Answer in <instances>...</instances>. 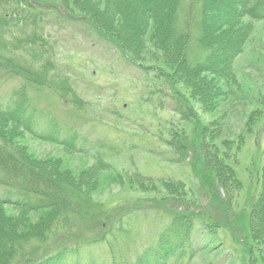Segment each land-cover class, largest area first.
I'll return each instance as SVG.
<instances>
[{
  "label": "rangeland",
  "instance_id": "obj_1",
  "mask_svg": "<svg viewBox=\"0 0 264 264\" xmlns=\"http://www.w3.org/2000/svg\"><path fill=\"white\" fill-rule=\"evenodd\" d=\"M227 1L209 0L207 17L214 21L228 18L231 11L222 6ZM9 2L12 10L6 9L4 16L11 15V20L26 26L21 33L27 40L33 34L41 38L28 41L33 52L39 58L43 47L56 61L55 70L70 79L75 91L61 93L49 83L47 90L29 87V99L34 106L54 111L61 134L69 127L101 142L95 151L81 153L73 144H62L51 136L46 140L32 136L13 121L0 127L7 144L34 165L56 169L89 199L67 196L66 211L57 206L25 214L3 206L7 220L24 227L19 239L28 241L27 250L33 252L29 256L52 257L60 249L57 253H62L59 260L64 264H128L129 257L156 243L165 226L181 222L180 226L201 232L199 245H194L198 256L193 264H264V242L253 232V248L247 251L229 230L207 220L206 213L213 202L220 201L235 223L258 191L255 166L264 146V22L245 17L228 22L221 34L215 28L212 37L219 38V44L239 42L237 51L241 53L231 64L230 78L209 76V81L225 91L232 88L230 100L214 99L210 105L200 101L195 84L176 64L181 62L163 52L165 44L157 43L153 23L143 45L125 44L115 35L113 44L85 17L69 22L49 3L45 6L49 11L37 14L32 29L34 11L29 4ZM65 2L74 16L85 13L71 0ZM205 38L198 43L201 48L196 43L188 45L199 65L204 60L201 50L206 54L217 47ZM169 44L174 49L183 46L173 35ZM216 53L220 60L229 50L217 47ZM29 63L36 65L32 60ZM3 75L0 70V105L5 106L23 80ZM27 112L24 109L15 117ZM201 128L205 143L215 154H210L215 156L210 187L190 168L193 153L187 149L193 148ZM206 156L205 152L203 158L208 161ZM51 193L58 194L57 189ZM163 208L176 211L181 216L177 220L182 221L174 223V217ZM259 222L264 225V212Z\"/></svg>",
  "mask_w": 264,
  "mask_h": 264
},
{
  "label": "trees",
  "instance_id": "obj_2",
  "mask_svg": "<svg viewBox=\"0 0 264 264\" xmlns=\"http://www.w3.org/2000/svg\"><path fill=\"white\" fill-rule=\"evenodd\" d=\"M9 1L11 0H0V70L4 73L3 76L12 75L13 78L23 80V83L12 92L5 106L0 105V127L6 128L5 126L13 121V124L19 125L20 129L41 140H46L51 136L62 144L63 142L73 144L78 152L95 151L101 145L100 140H92L85 134L69 127L64 131V134L67 135L61 134V123L56 118L54 111L51 110V113H49L45 111L46 107L34 106L31 99H29L27 90L29 87L47 90L49 83L55 84L57 90L61 93L71 90L75 94V91L71 88L70 79L55 70L56 61L48 55L43 47V54L38 55L39 58L36 56L35 51L33 52L34 46L29 44L28 41H36L41 38L33 34L30 40H27L25 35L21 33L25 31L26 26L22 27L16 20H11V15L4 16L6 9L7 12L12 10V4ZM18 1L29 4L27 5L28 8L34 11L32 15L35 19H33L34 22L38 17L37 14L40 12L45 13L50 9L45 7L46 3L49 2L45 3L39 0ZM156 1L158 2H155V0H71L73 4H77L76 6L85 12L79 14L80 16L73 15L65 0H57L54 3H49V5H54L57 12H60L61 16L69 22H79V19L84 20L83 17H85L89 23L96 26L97 33L113 44L116 43V38L113 36L115 35L119 38L122 37L120 40L121 42L125 40L123 42L125 44L143 45L149 24L153 23L157 43L165 44L163 52L171 58L175 57L176 62L178 60L181 62L182 65L176 64L195 84L194 88L200 101L211 103L210 105L213 104L214 99L225 102L226 99L232 96L230 93L232 88L228 87V90L225 91V88H220L217 84L214 85L213 80L209 81V76L222 79L230 78L232 74L231 64L234 63L241 51H237L239 42L223 43L221 41L222 43L219 44L220 41L217 42L219 40L218 36L217 39L212 37L214 30L216 28L215 33L221 34L228 22L245 17L252 21L264 22V0H228L223 2L224 9L227 8L231 13L228 18L219 19L218 21L209 19L206 15L205 10L208 9L209 0H169L167 3ZM164 6L166 8L162 10ZM36 25L35 22L32 29H35ZM116 25L119 29L121 28L119 32ZM173 28L174 31H172ZM19 32L20 34L17 35L16 33ZM172 35L178 38L179 45H183L181 48L179 46L174 49V46L169 44ZM205 37H207V43L213 41L214 47L226 48V50H229V54L220 57L221 59L218 60L217 47L215 50L210 49L206 54L201 50L204 60L202 64H197L190 51H188V45L201 44L205 42ZM198 46L200 45L198 44ZM31 60L36 64L35 66L29 63ZM203 74L206 76L202 77ZM24 109L28 111L27 114L16 118V114L22 115ZM202 129L197 131L199 133L198 136L196 135L193 148L187 149L193 153L190 168L205 182L206 186L210 187L213 186L211 169H214L212 168V160L215 158V156L211 157L210 154H215L208 148V142L205 143L206 138L203 136ZM4 134L0 131V264H29L31 262L32 264H49L51 260L52 264H60L63 262L59 260L62 253H57L60 249L52 257L51 254H47L40 259L29 256L33 252L27 250L28 241H24L22 238L19 239L20 232L24 230H22L24 227L7 220L3 206H13L25 214L43 209H55L57 206L62 207L60 210L64 211L66 202L70 200L69 196L74 199L83 197L86 201L88 198L81 195V192L72 186L73 183L68 182L63 177L61 178L62 175L56 169L34 165L22 155L19 149L17 150L6 143ZM205 152L209 156H206L208 161L203 158ZM261 152L260 162L257 161L255 166V190L258 191H256V195H253L247 201L245 205L247 209H244L243 216H240V219L233 223L229 210L222 208L220 201L213 202L208 209L209 212H206L207 220L212 221L214 226L229 230L237 244L247 251H252L253 248L250 240L252 232L258 240L264 242V225L259 222L260 216L264 212V146ZM55 189H57L58 194L54 195L51 192ZM163 210L165 214L174 217V223L178 217H181L174 210L170 211V209L165 208ZM196 213L197 211H195ZM200 213L196 215L200 216ZM180 223L165 226L156 243L150 245L147 250L135 253L132 257L128 256L130 261L128 264H193L198 256V251H195L194 245H199L201 232L180 226ZM261 228L263 229L261 230ZM29 231L26 232L29 233ZM35 240L36 236L31 245ZM190 242L191 245H189ZM108 246L113 248L111 244ZM67 264H72V262ZM87 264L97 263L89 261Z\"/></svg>",
  "mask_w": 264,
  "mask_h": 264
}]
</instances>
